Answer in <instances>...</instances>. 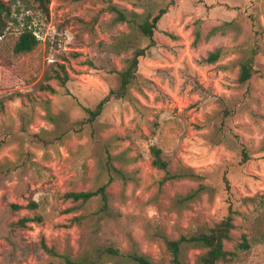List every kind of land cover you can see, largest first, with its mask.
Listing matches in <instances>:
<instances>
[{
	"label": "rangeland",
	"instance_id": "1",
	"mask_svg": "<svg viewBox=\"0 0 264 264\" xmlns=\"http://www.w3.org/2000/svg\"><path fill=\"white\" fill-rule=\"evenodd\" d=\"M168 1L51 0L48 17L17 2L10 19L0 16V264H63V257L133 264L107 248L169 264L161 235H195L225 218L230 204L245 214L235 219L234 238L250 243L231 264H264V0H175L139 61L131 100H112L92 126L80 123L85 109L117 88L116 72L130 56L122 47L130 31L113 24L109 2L144 18ZM25 27L38 44L16 54ZM214 27L219 34L204 41ZM196 29L202 41L193 46ZM254 45L261 49L256 74L240 85L237 63ZM215 48L224 49L222 57L206 63ZM57 65L68 73L64 87L45 80ZM41 84L56 93L40 91ZM152 146L172 174L193 171L202 179L162 182L165 174L151 166ZM102 185L106 215L96 214L98 198H64ZM199 185L206 190L196 200L177 203ZM247 197L256 203L242 205ZM11 204L24 209L13 212ZM24 216L41 221L9 231ZM42 240L57 257L43 251ZM201 253L185 249V263L197 264Z\"/></svg>",
	"mask_w": 264,
	"mask_h": 264
},
{
	"label": "trees",
	"instance_id": "2",
	"mask_svg": "<svg viewBox=\"0 0 264 264\" xmlns=\"http://www.w3.org/2000/svg\"><path fill=\"white\" fill-rule=\"evenodd\" d=\"M17 2L26 6L27 10L38 11L45 17L49 16L51 0H10L8 5L0 0V16L10 19L12 15L11 7ZM174 4L175 0H169L166 6L160 8L155 15L148 13L144 18H138L139 16L135 12L120 9L118 6L109 2L106 10L114 16L112 19L113 24L124 25L130 31L129 34L123 36V39L127 40L124 42V45H122L123 51L130 53V56L121 60L123 66L120 71L116 72L119 77V84L117 88L111 89L94 109H85L86 118L80 122L81 124H89L92 126L102 114L104 107L112 100H131L130 91L135 86L138 79L139 61L145 56L146 51L154 45L153 33L157 29L162 17ZM218 34L219 28L214 27L207 33L204 41H208ZM193 36V46H196L202 41L199 29L194 31ZM142 39L148 41V45L146 47H142L140 45V40ZM37 44L38 40L36 36L28 29V27H25L20 33V36L15 44L14 51L16 54L29 53L37 46ZM223 51V48H215L212 51L207 52L205 58L206 63L211 65L217 63L222 57ZM260 51V46L254 45L237 63V81L240 85L248 84L252 77L256 74L255 59L259 55ZM115 54L118 57L122 55L120 51H116ZM223 68L227 69V66H224ZM45 80L47 82L54 80L60 87H64L69 80L65 66L57 65V67L52 69L51 73L45 77ZM38 89L42 92L45 91L50 94L56 93L55 89L49 84H41ZM43 107L47 114L50 115V102L44 101ZM150 156L151 166L165 174L162 182L183 178L192 180L202 179L200 175L193 171L172 174L169 169L168 161L162 157L161 149L156 146H152L150 148ZM244 157H246L245 154ZM116 172L124 181L127 180V177L123 172L120 170H116ZM2 173H0V176ZM111 177L112 176H110V181L112 180ZM205 190L206 186L199 185L196 189L191 190L186 195L179 196L177 198V203L187 204L190 201H194L198 198L199 194ZM64 198L71 200L72 202H80L82 204H85L94 198H98L100 205L96 210V214L106 215L110 212L109 195L106 192V185H102L95 191L68 192L64 195ZM241 202L244 206H247L248 204H255L256 198H243ZM27 207L28 209L34 210L37 208V205L32 202ZM9 208L13 212L24 209L22 206L17 204H11ZM236 218H245V214L240 212L238 209L233 208V205L230 204L225 218L212 223L210 226L206 227L202 231H199L195 235H191L189 237L180 236L178 239L174 240L161 235L160 237L164 242L169 257V264H186L184 260V252L185 249L188 248L202 251V253L198 255L197 264H231L237 257L238 252L250 249V243L245 235H240L239 239H235L233 236V232L236 229ZM78 220L79 218L72 219L74 222ZM40 221V216H36L34 218L24 216L19 220L10 223L8 228L11 232L24 230L28 227L27 225L29 223H39ZM227 243L232 244V249L225 248ZM41 248L52 257L58 256L55 250L53 248H49L43 240L41 241ZM106 253L112 257H126L133 264H156L148 256L139 255L137 253L122 255L112 248H107ZM63 264H95V262L87 258L75 260L71 257H63Z\"/></svg>",
	"mask_w": 264,
	"mask_h": 264
}]
</instances>
